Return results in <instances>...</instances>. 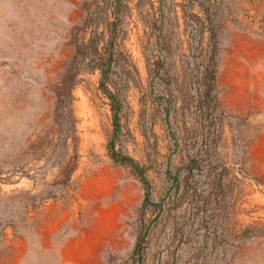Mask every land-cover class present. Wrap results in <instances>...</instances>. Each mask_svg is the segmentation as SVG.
<instances>
[{"label": "rangeland", "instance_id": "rangeland-1", "mask_svg": "<svg viewBox=\"0 0 264 264\" xmlns=\"http://www.w3.org/2000/svg\"><path fill=\"white\" fill-rule=\"evenodd\" d=\"M0 264H264V0H0Z\"/></svg>", "mask_w": 264, "mask_h": 264}, {"label": "trees", "instance_id": "trees-1", "mask_svg": "<svg viewBox=\"0 0 264 264\" xmlns=\"http://www.w3.org/2000/svg\"><path fill=\"white\" fill-rule=\"evenodd\" d=\"M215 68H216V66L214 67V72H213V75H212V78H211L213 82H214L215 74H216V72H215ZM115 122H117V118L115 119ZM142 180H143V183L145 184V186H147L148 182L146 181V179L143 178ZM148 200H149V197L147 196L145 202H146V201L148 202Z\"/></svg>", "mask_w": 264, "mask_h": 264}, {"label": "crops", "instance_id": "crops-1", "mask_svg": "<svg viewBox=\"0 0 264 264\" xmlns=\"http://www.w3.org/2000/svg\"><path fill=\"white\" fill-rule=\"evenodd\" d=\"M248 42H255L257 41L256 39H253V38H250V39H247Z\"/></svg>", "mask_w": 264, "mask_h": 264}]
</instances>
